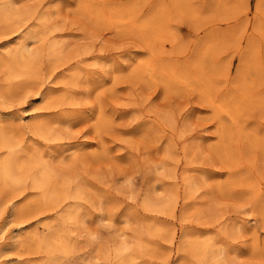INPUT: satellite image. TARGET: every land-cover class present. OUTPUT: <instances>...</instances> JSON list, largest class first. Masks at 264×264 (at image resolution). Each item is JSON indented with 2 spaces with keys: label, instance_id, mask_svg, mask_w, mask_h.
Returning <instances> with one entry per match:
<instances>
[{
  "label": "rangeland",
  "instance_id": "1",
  "mask_svg": "<svg viewBox=\"0 0 264 264\" xmlns=\"http://www.w3.org/2000/svg\"><path fill=\"white\" fill-rule=\"evenodd\" d=\"M2 1L0 264H264V0Z\"/></svg>",
  "mask_w": 264,
  "mask_h": 264
},
{
  "label": "bare ground",
  "instance_id": "2",
  "mask_svg": "<svg viewBox=\"0 0 264 264\" xmlns=\"http://www.w3.org/2000/svg\"><path fill=\"white\" fill-rule=\"evenodd\" d=\"M12 10L10 8V5L8 4V2L6 1H2L1 6H0V20L1 21H10L12 18ZM122 19L124 21H126L123 17H121V21ZM128 20V18H127ZM123 22V21H122ZM129 22V21H128ZM114 23V22H113ZM119 25V24H118ZM127 27V26H125ZM140 32V31H139ZM55 43H52L51 46H55ZM35 55V54H34ZM31 53H29L26 50V47L23 44H20L15 51L13 52V54L11 55L10 59H9V67L14 70L15 68H18L21 66V64L26 61L27 59L31 60ZM34 58V57H33ZM24 65V64H23ZM15 145L13 144V142L8 141V149H12ZM13 157V156H12ZM10 157L9 159H5L3 161L0 162V178L3 177H8L11 176L12 173L15 172V166L17 163H15V159ZM17 167V166H16ZM19 167H17L16 169L18 170ZM16 170V171H17ZM51 169L48 165H41L40 167H38L37 172H39L40 177L39 178H35L34 181H37L38 183L40 181H42V183L44 184V182H47L49 180V177L52 175L51 173ZM15 180V179H14ZM41 184V183H40ZM45 186V185H43ZM189 191H195V186L194 185H190L189 187ZM173 205V204H172ZM72 213V212H71ZM67 215V214H66ZM75 215L70 214L69 217L67 215V217L69 218V220H74L72 218H74ZM66 240V239H65ZM64 240V244L66 243ZM58 241L63 243V238L62 237H58ZM199 246H202L201 248H204L203 250L206 251V253L209 255V257L211 259L216 260L217 257L219 256L218 252L216 249L213 248H209V250L206 249V247H204V245L200 242L198 243ZM66 245V244H65ZM57 246V245H56ZM60 246V245H59ZM61 248V247H60ZM127 249V247L125 245H122L120 247H118L117 252L118 253H122L121 255H123V252ZM51 250V249H50ZM63 250V249H62ZM129 256V255H128ZM124 264H135L133 262L132 257L127 258L124 261Z\"/></svg>",
  "mask_w": 264,
  "mask_h": 264
}]
</instances>
